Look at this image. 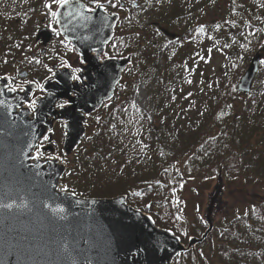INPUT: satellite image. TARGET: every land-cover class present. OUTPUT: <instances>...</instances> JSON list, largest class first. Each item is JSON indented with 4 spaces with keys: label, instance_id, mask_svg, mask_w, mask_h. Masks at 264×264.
I'll return each instance as SVG.
<instances>
[{
    "label": "trees",
    "instance_id": "trees-1",
    "mask_svg": "<svg viewBox=\"0 0 264 264\" xmlns=\"http://www.w3.org/2000/svg\"><path fill=\"white\" fill-rule=\"evenodd\" d=\"M84 1L89 5L97 3L96 0ZM117 1L118 4L113 5L106 1L107 10L123 14L117 30L120 32L122 28H127L129 35L115 36L110 44V55L133 53L134 59L140 60L139 69L131 75L136 60L125 75L134 76L139 83L148 82L150 76L155 74L159 86L157 93H154L157 95L153 96L155 120H150L149 113L134 102L136 86L128 83L123 90L121 82L115 97L91 117L88 134L72 154L62 178L64 189L85 198L125 194L129 203L153 214L160 224L157 214L160 208H169L174 214L181 210V199L173 200L170 195L173 190H179L182 184L196 177L199 171L217 172L222 165L224 176H244L249 184L262 189L261 201L245 207L239 215L220 218L207 241L193 251L178 256L175 264H210L208 259L212 257L216 258L218 264H251L252 250L262 264L264 118L245 101L254 100L251 93H239L244 100L239 103L233 102V91L237 94L235 77L244 71L254 54L264 48V36L258 34L255 28L243 27L242 38H245L238 40V55L233 62L239 72L229 80L233 82L232 87L223 84L220 91H213L205 110L188 118L191 128L185 127L183 131L177 132L171 127L168 129V125L174 127L177 122L174 118L179 120L181 116H186V112L181 110L180 102L176 108L180 95L175 77L184 79L182 72L186 69L188 59L179 55L172 58L177 49L184 46L185 41L191 38L189 42L195 40V36L191 37L192 27L189 28L185 22L189 11L184 5L173 7V0H156L161 3L172 2L169 11L161 13L158 20L180 32L178 39L161 44L155 43L156 38L163 35L160 30L147 23L143 24L133 15L144 0ZM49 4H55L54 0H33L18 16L0 10V75L14 70L18 72L19 66L20 69H28L32 78L39 83L51 75V63L59 59L60 53L48 49L44 54L40 51L36 56L30 53L43 21L39 15L46 14L48 23L53 21ZM227 20L225 18L221 23L215 24V32L222 31L223 28L218 24H225ZM194 28L197 32L202 31L198 35L204 37L211 33L212 26L201 25ZM56 41H61L57 33ZM61 42L70 50L69 44ZM159 54L165 55L164 65L157 61ZM42 59L49 64H43ZM224 112L223 117L215 116ZM155 121L158 127H155ZM39 153L42 156L46 154L42 149ZM162 225L170 227L165 222ZM205 228V223L200 221L195 226L194 235L200 236ZM207 246L209 253L203 250ZM257 250L259 251L255 252Z\"/></svg>",
    "mask_w": 264,
    "mask_h": 264
},
{
    "label": "water",
    "instance_id": "water-1",
    "mask_svg": "<svg viewBox=\"0 0 264 264\" xmlns=\"http://www.w3.org/2000/svg\"><path fill=\"white\" fill-rule=\"evenodd\" d=\"M89 9L82 0H68L58 5L55 16L62 37L82 57L79 80L68 67L55 66L53 78L43 85L44 96L31 109L37 84L12 89L9 76L0 78V205H11L0 206V264H173L214 228L212 213L223 194L222 169L206 208L208 229L201 237H191L186 247L173 232L129 205L124 195L82 198L65 191L61 179L67 166L61 158L43 160L34 153L40 141L48 136L52 141L49 133L62 121L63 153L72 154L86 135L87 117L113 98L132 64V54L105 57L120 15L108 13L101 4ZM51 39L48 29L39 30L37 41L47 45ZM261 59L257 54L250 62L239 92L251 91ZM64 100L67 105L58 109Z\"/></svg>",
    "mask_w": 264,
    "mask_h": 264
},
{
    "label": "rangeland",
    "instance_id": "rangeland-1",
    "mask_svg": "<svg viewBox=\"0 0 264 264\" xmlns=\"http://www.w3.org/2000/svg\"><path fill=\"white\" fill-rule=\"evenodd\" d=\"M32 2L33 0H0V10L18 16L21 11L26 10V8L30 4H32ZM194 2L192 6L197 10V15L193 20V26L196 25L197 27H199L210 22L216 24L222 18L227 16L229 19L227 20L226 28L219 32L218 35H211L207 38L205 36L203 38L200 37L195 43L197 44V48H195L193 42L189 43L192 38L189 41H185V43H183L184 46L182 48H179L181 54H188L189 50H195L196 54L193 55L194 58L190 61L192 63L186 65V69H184V71L182 72V77H184V79L181 80L180 77H175V81L178 85L179 90L178 95H180V98L176 103V108L179 106L177 105L178 102H180L179 104H182L180 105L181 110L186 111L185 117L181 116V119L179 120H176V117L174 118V121H177L174 124V127L171 124L168 125V129L171 127L174 131L177 132L183 131L185 127L191 128L188 122V118H193L198 111L205 110V107L208 106L209 97L212 95L213 91H215L216 89L217 92L220 91L223 84L232 87L233 82H229V80L233 78L231 77L232 73H230V78L226 79V77L229 75L227 72L230 71L229 64L230 58L232 57L231 55L237 57L238 54H232V51L235 50L233 45L225 46L224 40L228 38V35L231 34L237 39H241L243 36V26L247 23V20H249L252 24V28L256 29L258 25L260 27L263 26L262 21L258 19L259 7L256 3L252 2V0L251 2L250 0H194ZM111 4H118V1L111 0ZM56 7V4H52V7L48 8L51 9L52 12H54ZM256 7L257 11L252 16L250 14V10ZM168 9L169 6L167 5V2H162L159 5L156 0H144V3H142L137 9H135L133 15L138 17L139 20L143 22V24L147 23L148 25H151L153 23H157L159 26L167 28L171 32L180 34V32H177L174 28H170L168 25H161L159 23L161 22L158 20L159 15L163 12H168ZM262 11H264V8L260 12ZM129 17L130 15L127 16V18ZM39 18L44 20L43 22L45 23H42L43 25H46L51 30L55 29L54 22H51L48 26V23L45 21V19L48 20V16L46 14H40ZM201 32H197V30L193 27L191 37L192 35L195 36ZM116 34L119 37H127L129 35V30L127 28H122L120 32L118 31L116 32ZM156 41L160 43H168L170 42V39H168L167 37L158 36L156 38ZM46 49L50 51L56 50L60 53L59 59L56 61V63L66 62L70 67H73L74 71H76V69H78V67L80 66V62L76 59V55H74L73 52H69L68 50L65 52L63 49V44H60L59 42L48 44ZM203 49L207 54H209V56L202 55ZM41 50V43L34 42L33 47H31L30 53L33 52V54L36 55V53ZM109 51L110 48L107 52L109 53ZM260 52L264 57V50H261ZM175 56L178 57V54L175 53ZM3 60L7 61L8 59ZM42 60L44 62L43 64H49L47 60ZM136 60L137 62L133 67L131 75L137 73V70L139 69L140 60L137 58L134 59V61ZM157 61L159 62V64L164 65L165 55H159L157 57ZM192 65H196L197 67H194ZM18 69L19 71H21L20 66L18 67ZM10 72L12 71L7 72L6 74H9ZM13 74L14 78L16 73ZM242 74L243 72L235 77V80L237 79L236 87L238 86L237 84ZM11 83L14 85L13 81ZM122 83V89L128 83H133L136 86V93L134 96L136 105L149 113L150 120H155L153 96L157 95L154 93H157L159 88L155 74L150 76L148 82L145 83L137 82L134 76L127 77V75H124ZM253 89L255 90L251 92V98H253L254 100L251 99L250 101H245L256 108L255 110L263 115L264 118V60L261 62ZM226 91H228L227 88ZM233 92L235 95V99L233 100V102L238 101L239 103H241L244 101L241 98L242 96H240L238 92L237 94L235 93V91ZM221 114H215V116L218 115L219 117H223L225 112L222 115ZM62 125L63 124H61L60 122L57 123L54 130L52 131V144L57 149H55L53 153H46L47 155H50V157L61 155L62 161L69 164V161L72 159V155L65 158V156H63L61 152L64 139V130ZM157 125L158 123L157 121H155V127H158ZM157 132L160 131L158 130ZM43 146L45 145H41L39 148ZM37 151L39 152V149ZM233 176L234 175L231 174L224 176L221 204L219 208L214 209L213 212L216 221H218L220 218H228L239 215L245 207L261 201L263 193L262 189L258 188V186L256 185L249 184L244 176ZM217 178L218 170L217 172L213 170H205L203 172L199 171L196 177L187 180L184 184H182L179 190H173L170 195L173 200H176L177 198L181 199V211L175 216L174 212H172L173 210L169 208H160L157 211V214L159 216L158 218L160 219V225H162V222H165L170 226L168 229L175 232L179 237L183 238V240L187 242L189 238L188 235L193 234L195 226L199 225L200 218L202 219L205 217V208L208 205L210 195L215 192ZM149 214L155 219L153 214ZM258 248L260 251L262 250V248ZM203 250L207 253L210 252L209 246H207V248ZM259 250L255 252H258ZM253 252L254 251L252 250L251 256L253 257L250 258L251 264H260L258 255ZM215 260V257L208 259L210 264H218Z\"/></svg>",
    "mask_w": 264,
    "mask_h": 264
},
{
    "label": "snow or ice",
    "instance_id": "snow-or-ice-1",
    "mask_svg": "<svg viewBox=\"0 0 264 264\" xmlns=\"http://www.w3.org/2000/svg\"><path fill=\"white\" fill-rule=\"evenodd\" d=\"M96 2L98 3V0H96ZM109 2H111V0H109ZM54 3L57 4V5H59V6H61V7H63L64 5H66L68 3V0H54ZM48 7L51 8L52 5L49 4ZM89 11H92V9H89ZM56 15H57V13L56 12H53V16H56ZM73 79L79 80L80 77L79 76H74ZM61 106H63V105H61ZM0 206H3V207H11V205H0Z\"/></svg>",
    "mask_w": 264,
    "mask_h": 264
},
{
    "label": "flooded vegetation",
    "instance_id": "flooded-vegetation-1",
    "mask_svg": "<svg viewBox=\"0 0 264 264\" xmlns=\"http://www.w3.org/2000/svg\"><path fill=\"white\" fill-rule=\"evenodd\" d=\"M258 7L264 8V0H256ZM259 20L264 22V11L258 12Z\"/></svg>",
    "mask_w": 264,
    "mask_h": 264
}]
</instances>
